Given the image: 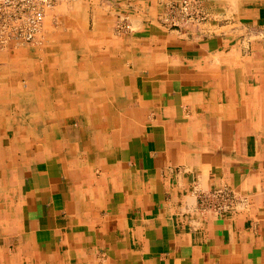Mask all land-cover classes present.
<instances>
[{
  "label": "crops",
  "instance_id": "obj_1",
  "mask_svg": "<svg viewBox=\"0 0 264 264\" xmlns=\"http://www.w3.org/2000/svg\"><path fill=\"white\" fill-rule=\"evenodd\" d=\"M82 1L0 52V264H264V0Z\"/></svg>",
  "mask_w": 264,
  "mask_h": 264
},
{
  "label": "built area",
  "instance_id": "obj_2",
  "mask_svg": "<svg viewBox=\"0 0 264 264\" xmlns=\"http://www.w3.org/2000/svg\"><path fill=\"white\" fill-rule=\"evenodd\" d=\"M59 0H4L0 4V45L7 43L37 42L43 30L44 12ZM219 212L225 211L233 202L234 194L227 189H214L203 197Z\"/></svg>",
  "mask_w": 264,
  "mask_h": 264
},
{
  "label": "rangeland",
  "instance_id": "obj_3",
  "mask_svg": "<svg viewBox=\"0 0 264 264\" xmlns=\"http://www.w3.org/2000/svg\"><path fill=\"white\" fill-rule=\"evenodd\" d=\"M94 2H100L101 0H87ZM167 7L166 16L162 17L158 21L163 25H167L169 28H179L183 25H194L197 23H204L208 20L206 14L202 11V6L197 0H165ZM172 2V3H171ZM192 2V3H191ZM4 0H0V4H3ZM83 3L82 0H59L54 6H50L45 11V18L43 21V30L38 34L37 42L26 43H7L6 45H0V52H30L40 53L45 52V48L49 46L50 33L61 27V14L67 12L68 7L77 6ZM50 9V10H49ZM75 10V9H74ZM1 11V8H0ZM176 13H175V12ZM75 14L76 10H75ZM168 16V17H167ZM170 19V20H169ZM121 28H118V33H121ZM48 35V36H47ZM41 37V38H40ZM47 37V38H46ZM46 38V39H45ZM14 45V46H13ZM14 47V48H13ZM41 63V60H38Z\"/></svg>",
  "mask_w": 264,
  "mask_h": 264
},
{
  "label": "bare ground",
  "instance_id": "obj_4",
  "mask_svg": "<svg viewBox=\"0 0 264 264\" xmlns=\"http://www.w3.org/2000/svg\"><path fill=\"white\" fill-rule=\"evenodd\" d=\"M230 2V1H229ZM238 2V1H237ZM172 3V2H171ZM192 3V2H191ZM230 4V3H229ZM233 5V4H232ZM160 6V5H159ZM226 6V5H225ZM231 7V6H230ZM48 8V7H47ZM226 8V7H225ZM223 9V8H222ZM234 9V8H233ZM50 10V9H49ZM206 10V9H205ZM46 11V10H45ZM175 12V11H174ZM77 13V12H76ZM176 13V12H175ZM44 14H45V12H44ZM83 16V15H82ZM168 17V16H167ZM44 18H45V15H44ZM93 18H94V16H93ZM170 20V19H169ZM43 21H44V19H43ZM94 22V21H93ZM105 24V23H104ZM107 24V23H106ZM124 25V24H123ZM203 25V24H202ZM207 25V24H206ZM94 26V25H93ZM43 28H44V26H43ZM134 28V27H133ZM132 28V29H133ZM146 29H147V27H146ZM149 32V31H148ZM241 32V31H240ZM244 32V31H243ZM136 32L134 31V34H135ZM143 33V32H142ZM137 35V34H136ZM48 36V35H47ZM41 38V37H40ZM47 38V37H46ZM45 38V39H46ZM13 43V42H12ZM14 46V45H13ZM135 53V52H134ZM23 57H24V55H12V56H9V57H6V59L10 62V63H13V65L14 66H16V67H18V64H20V65H22V62L24 61V59H23ZM9 59H11V60H9ZM48 60V59H47ZM58 61V60H57ZM60 94V93H59ZM19 116H21V115H19ZM33 165V164H32Z\"/></svg>",
  "mask_w": 264,
  "mask_h": 264
}]
</instances>
